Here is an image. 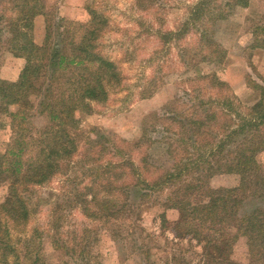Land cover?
<instances>
[{
  "label": "trees",
  "instance_id": "trees-1",
  "mask_svg": "<svg viewBox=\"0 0 264 264\" xmlns=\"http://www.w3.org/2000/svg\"><path fill=\"white\" fill-rule=\"evenodd\" d=\"M250 2L225 0L222 5L212 7L213 0H199L191 7L190 16L181 25V31L161 33L162 40L170 42L173 38H183L190 26L195 28L197 45L195 41L181 47L187 69L203 73L195 81L207 82L212 88L226 85L216 72L204 74L201 64L223 58L224 49L215 38L214 27L231 15L227 8L239 6L246 9ZM44 8V0H11L10 6L4 5L0 9V43H3L6 51L26 60L16 80L0 77V116L6 117V120H0V128L7 130L9 138L7 148L0 153V183L8 184V194L0 202V219L5 216L15 228L25 225L30 216L28 197L33 187L74 169L76 165L69 159L78 153L80 157L92 161L85 175L96 171L91 182L86 183L77 194L83 199L86 196V203L82 205L85 216L102 221L108 227L125 221L127 225L117 227L122 231H113L111 238H130L129 232L123 233L125 228L129 229L132 225L127 215L142 216V212L152 208V198L148 192L138 190L132 193V181L138 174L133 161L113 163L110 160L103 168L97 167L94 161L101 157L97 156L101 151L99 147L108 146L96 140L82 143L79 129V118L91 112V102H103L108 98L107 83L120 81L118 65L98 47V39L107 19L97 9L89 8L91 18L77 36V31L70 26L72 23L64 17L56 19ZM42 14L46 15V32L43 44H38L32 32L35 18ZM53 16L56 20L51 19ZM260 29L264 30V26L257 25L255 32ZM256 40L255 46L264 47V39ZM253 88L261 96L248 108L247 113L252 118L236 113L238 107L229 99L225 104L227 111H224V107L211 108L209 104L212 101L205 100L204 93H200L205 88L199 86L196 87L199 102L178 105L177 102L181 100L178 98L174 106L168 105L162 113L173 128L188 125L192 134L190 140L186 139L182 144L188 146L192 141L200 151L215 139L219 142L216 148L207 150L213 160L209 157L203 160L205 154L200 151L201 156L196 160L178 167L182 172L198 164L196 169L200 173L192 180H183L185 187L173 189V195H168L164 200L162 195L155 196L161 207V211L156 213L161 224L159 236L176 248L187 240L199 257L198 264H264V166L259 160L264 149V85L255 83ZM143 94L148 97L151 93ZM232 112L240 116V123L230 118ZM39 118H42L43 125L38 128L36 123ZM207 127L215 131L213 140L210 139L211 134L203 133ZM143 140H146L144 134L137 146ZM167 153L170 155V150ZM145 157L142 168L150 170ZM62 160L65 162L61 163ZM124 167L129 170L125 171ZM99 169L102 172L98 173ZM103 173L107 175L105 179H102ZM160 173L161 176L164 174L163 171ZM165 173L167 177L177 175L176 172ZM224 173L239 175V185L212 187L209 178ZM144 182L150 191L155 184L162 185L165 181L160 177L159 183ZM101 186L112 197L102 199L99 193ZM121 192L123 197L119 196ZM132 194L142 202L132 201ZM169 210L177 212L170 227ZM2 225L0 220V249L10 247L11 228L8 226L2 230ZM167 230H171L178 241L169 238ZM241 238L246 239L247 263L232 259ZM51 245L57 250H65L70 261L74 260V263L67 261L64 264H86L78 262L74 258L75 249L63 244L59 237ZM150 255L148 250L147 257ZM186 259L184 255L172 254L167 264H186ZM30 260L31 264H45L41 261L39 250Z\"/></svg>",
  "mask_w": 264,
  "mask_h": 264
},
{
  "label": "rangeland",
  "instance_id": "rangeland-1",
  "mask_svg": "<svg viewBox=\"0 0 264 264\" xmlns=\"http://www.w3.org/2000/svg\"><path fill=\"white\" fill-rule=\"evenodd\" d=\"M197 1L199 0H44L45 11L55 15L56 19L64 17L67 22L72 23L70 26L77 31V36L91 18L89 8L97 9L106 17L107 23L98 39V47L118 65L121 76L119 82L107 83L109 94L105 101L91 102V112L80 116L82 143L96 140L108 146L99 147L101 151L97 156L101 157L94 161L97 167L103 168L110 160L113 163L133 161L138 174L132 181V193L138 190L148 192L152 198V208L142 212V216L128 214L132 225L129 229L125 228L123 233L129 232L130 238L113 240V231L119 233L122 229L117 227L127 224L125 221L120 224L116 220L118 224L108 227L102 221L85 216L82 205L86 203V196L83 199L77 194L86 183L91 182L96 171L85 175L92 161L77 153L69 159L73 161L72 164L75 163L74 169L33 187L28 197L30 216L25 225L15 228L10 219L1 216L2 230L10 226L11 233L10 247L0 249V264H31L30 258L38 250L42 255L41 261L45 264H64L67 261L74 263L65 250L53 248L51 242L56 237L63 244L73 247L76 253L74 258L86 264H167L172 254L184 255L187 258L186 264L199 263V257L187 240L176 248L159 236L161 224L156 213L161 211V207L155 196L162 195L164 200L168 195H173V189L185 187L183 180H192L200 173L196 169L198 164L185 168L182 172L178 167L196 160L201 156L200 151L205 154L203 160L206 159L209 157L207 150L216 148V143L219 142L215 139L200 151L193 146L192 141L188 146L182 144L184 140H190L192 134L188 125L173 128L162 117V113L168 105L174 106L178 98L181 99L177 102L178 105L199 102V91L196 90L199 86L205 88L200 93H204L205 100L212 101L209 104L211 108L224 107V111H227L225 104L229 99L238 107L236 113L252 118L247 113L248 108L261 96L253 85H264V47L255 46L256 39H264V30L255 32L257 25L264 26V0H250V6L246 9L239 6L230 9L225 6L231 15L217 22L214 27L215 38L224 49V55L221 61L203 62L201 68L204 74L216 72L226 82L222 88H212L207 82L195 81L203 73L198 74L185 66L186 58L181 56V47L195 43L197 38L193 26H190L183 38H173L170 42H164L161 38V33L166 31H181V25L190 16L191 7ZM224 1L213 0L212 7L222 5ZM4 5L10 6L11 0H0V9ZM51 19L54 20V16ZM45 32L46 15H38L32 32L36 43L43 44ZM197 43L198 41L196 45ZM25 63L24 57L6 51L3 43H0L1 78L16 80ZM144 92L151 94L146 97L143 96ZM212 94L214 95L211 96ZM236 113L232 112L230 118L235 123H240V116L235 115ZM159 116L162 118L158 119ZM0 120H6L5 115L0 116ZM42 125V118H39L36 126L39 128ZM203 133L211 134V140L215 136V131L208 127ZM143 134L146 140L137 146ZM8 141L7 130L0 128V153L7 148ZM169 150L170 155L167 153ZM145 155L150 170L142 168ZM209 159L213 160L212 157ZM259 160L264 166V149ZM63 162L65 161L62 160L61 163ZM161 171L164 173L162 176ZM168 171L176 172L177 175L167 177L165 172ZM102 176V179L107 177L104 173ZM160 177L165 182L162 185L155 184L149 191L144 180L159 183ZM209 183L214 188L235 187L239 185L240 177L234 173L216 174L209 178ZM99 193L102 199L112 197L102 186L99 187ZM7 194L8 184L0 183V202ZM120 195L123 197V192ZM133 197L132 201L142 202L134 195ZM167 216L171 219L168 223L170 227L177 212L169 210ZM120 221L122 222L121 219ZM166 235L178 241L171 230H167ZM148 250L151 254L149 257ZM248 257L246 239L241 238L232 259L247 263Z\"/></svg>",
  "mask_w": 264,
  "mask_h": 264
}]
</instances>
